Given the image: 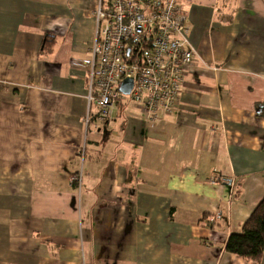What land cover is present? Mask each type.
I'll use <instances>...</instances> for the list:
<instances>
[{"label":"crops","instance_id":"0c3cea01","mask_svg":"<svg viewBox=\"0 0 264 264\" xmlns=\"http://www.w3.org/2000/svg\"><path fill=\"white\" fill-rule=\"evenodd\" d=\"M97 2L0 0V264H264L225 248L264 197V0H179L177 107L86 125Z\"/></svg>","mask_w":264,"mask_h":264},{"label":"built area","instance_id":"2783aa9c","mask_svg":"<svg viewBox=\"0 0 264 264\" xmlns=\"http://www.w3.org/2000/svg\"><path fill=\"white\" fill-rule=\"evenodd\" d=\"M93 13L96 38L82 62L88 89L86 125L93 118L109 121L129 102L146 122L172 113L195 54L188 15L179 0H98ZM127 78L133 81L129 94L120 90ZM74 180L81 182V175Z\"/></svg>","mask_w":264,"mask_h":264},{"label":"trees","instance_id":"16d2710c","mask_svg":"<svg viewBox=\"0 0 264 264\" xmlns=\"http://www.w3.org/2000/svg\"><path fill=\"white\" fill-rule=\"evenodd\" d=\"M261 110L264 104H258ZM264 110V109H263ZM225 248L246 260L258 261L264 251V197L238 232L230 233Z\"/></svg>","mask_w":264,"mask_h":264},{"label":"water","instance_id":"95a60500","mask_svg":"<svg viewBox=\"0 0 264 264\" xmlns=\"http://www.w3.org/2000/svg\"><path fill=\"white\" fill-rule=\"evenodd\" d=\"M133 86V81L130 78H127L123 81V83L120 86V90L123 93L129 94Z\"/></svg>","mask_w":264,"mask_h":264},{"label":"rangeland","instance_id":"374dc122","mask_svg":"<svg viewBox=\"0 0 264 264\" xmlns=\"http://www.w3.org/2000/svg\"><path fill=\"white\" fill-rule=\"evenodd\" d=\"M114 117H115V115H114V116H112V118H111V119H114ZM85 159H86V158H84V159L82 160V161H83V162H82V168L85 166V165H84V161H85Z\"/></svg>","mask_w":264,"mask_h":264}]
</instances>
